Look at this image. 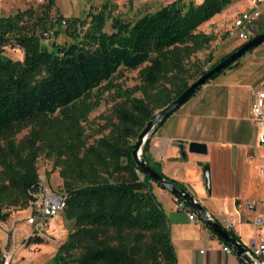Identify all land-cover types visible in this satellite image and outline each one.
Here are the masks:
<instances>
[{
	"label": "trees",
	"instance_id": "obj_1",
	"mask_svg": "<svg viewBox=\"0 0 264 264\" xmlns=\"http://www.w3.org/2000/svg\"><path fill=\"white\" fill-rule=\"evenodd\" d=\"M229 2L173 0L134 20L98 11L89 15L86 27L85 17L64 18L65 28L77 33L69 34L71 41L49 47L26 32V10L0 16V222L8 215L5 208L30 200L29 192L37 187L35 160L49 149L56 154L54 166L67 189L63 215L73 222L55 251V264H174L165 215L151 192V180L131 158L132 141L153 110L187 86L185 60L211 39L195 32L196 27L219 15ZM106 19L109 32L103 30ZM9 35L22 50L21 60L2 54ZM119 66L138 68L133 90L141 97L117 89L124 99L113 109L116 123L85 144L80 122L99 102L88 100V93ZM26 127L27 133L15 141V134ZM148 139L140 153L145 163L182 187L148 158ZM28 241L41 239L32 236Z\"/></svg>",
	"mask_w": 264,
	"mask_h": 264
},
{
	"label": "rangeland",
	"instance_id": "obj_2",
	"mask_svg": "<svg viewBox=\"0 0 264 264\" xmlns=\"http://www.w3.org/2000/svg\"><path fill=\"white\" fill-rule=\"evenodd\" d=\"M49 1L0 0V16H7L16 11L26 10V14L23 17L26 32L35 34L41 44L49 47L52 42L58 44L69 42L72 39L69 34L77 33L72 30V27L65 28L59 23L58 17L61 16L60 14L81 18L85 10V4L96 0H51L52 3L48 7ZM160 3H154L153 7L159 6ZM245 3H247L245 7L249 9L251 7L249 0H241V2L230 0L229 5L223 8V12L219 14V17L209 20L205 24L201 23L196 27L195 32L209 35L211 39L185 60L186 72L184 77L187 79V83L197 78L198 73L204 70V66L208 67L242 43L240 40L227 38L226 29L232 21L234 12L241 9ZM147 5L146 2L142 3L139 0H133L131 6L134 8V13L128 17L134 20L142 13L150 12L151 7ZM14 6L16 7L12 12L11 10ZM124 7L125 5L123 4L115 6L110 4V17L124 13L126 11ZM257 8L260 9V16L258 17V26L255 25L252 29L253 34H257L264 29V3L258 4ZM103 30L106 32L110 31V19L105 20ZM44 32L46 33L45 36L43 35ZM2 49L4 56L12 60L22 59V50L13 43L11 35L5 40ZM235 62L234 65L225 68L213 79L217 82L225 84L231 82L233 83L232 85H235L229 87V91L224 87L222 88L220 107L223 114L230 113L235 117L238 116L241 120L238 122V131L235 137H232L231 133L223 127L225 132L222 140H240L246 142V146L222 148L229 151L219 155L217 176L219 185H223L232 178V182L237 188L247 172V157H261L264 159V154H261L264 152V148L257 142V133L260 130L255 127L249 112L251 102L249 87L239 85L249 83V79L257 75V81L255 83L252 82L254 85L250 86L256 88L264 87V41L244 52ZM137 70L138 68L126 69L119 66L107 82H101L98 87L93 88L88 93V100L92 101L98 98L99 102L97 106L87 113L85 119L80 122L82 138L85 144L90 143L100 135L106 134L111 124L116 123L113 109L118 107L124 99L123 96H119L116 93L117 89L125 90L133 97H141L138 91L133 90V87L138 84ZM242 75H246V79H242ZM159 109H154L153 113H156ZM227 119L223 122L225 126L229 123ZM27 130L28 128L26 127L15 134V141L25 135ZM261 131L264 133V128ZM134 141L135 139L132 144ZM55 159L56 154L49 149L43 150L37 156L35 160L36 188L50 192H62L67 195V189L62 185L61 178L58 175L59 167L54 166ZM205 164L209 168V163L205 162ZM151 182L156 185L153 181ZM29 202L30 200L26 204L9 206L4 209L8 212V215L4 221L0 222V259L3 255H7L10 257L12 264H55V251L58 245L66 239L67 234L73 230V222L66 219L62 211L54 218L48 220L47 227L39 237L41 239L40 243H29L28 238L31 236L28 235V237L27 234H30L32 228L26 225L22 218L27 213L26 208ZM73 254L76 256L78 251Z\"/></svg>",
	"mask_w": 264,
	"mask_h": 264
},
{
	"label": "crops",
	"instance_id": "obj_3",
	"mask_svg": "<svg viewBox=\"0 0 264 264\" xmlns=\"http://www.w3.org/2000/svg\"><path fill=\"white\" fill-rule=\"evenodd\" d=\"M171 1L173 0H147L146 3L148 7H151L150 12H152ZM236 1L241 2V0ZM131 2L133 0H123L121 3H116L114 0H96L92 3H86L81 18L85 17L89 9L93 7H98L99 11L110 14V4L113 6L118 4L125 5L126 11L120 13V16H130V14L134 13ZM157 2L161 3L154 8L153 4ZM229 3L225 6L229 5ZM263 3L264 0L259 5ZM246 4L241 9L236 10L232 17L246 9ZM15 7L12 8V12ZM258 10L259 17L260 9L258 8ZM221 12H223V9L219 13ZM58 13L60 14L59 11ZM60 15L59 17L62 18L76 17ZM216 17H219V15L214 18ZM258 17L253 27L255 25L258 26ZM204 67V69L207 68L206 66ZM213 78L200 85L160 125L150 131L148 134L147 156L150 160L159 163L160 171L163 175L181 184L209 216L213 218L225 217L230 220L233 224V229L230 233L242 245L249 246L264 238V223L259 226L256 225L253 219L258 216L259 209H246L241 204V201L264 199V159L261 157H247V172L237 188L234 186L232 178L223 185L218 184L219 155L224 152L228 153L229 150H224L227 147H245L246 142L233 139L222 140L225 128L231 133L232 137L236 136L237 125L241 118L235 117L230 113L223 114L220 107L222 88L224 87L229 91V87L235 85H232L233 83L231 82L226 84L217 82ZM241 78L246 79V75H242ZM257 79L256 75V77L253 76L249 79V83L239 84L242 87H249L251 98L252 90L256 89V87L250 85H254L253 83ZM226 118H228L229 123L225 126L223 122ZM179 142L185 143V145L189 142L203 143L206 147V152L204 154L186 152V158L181 159L180 151L176 146ZM261 154H264V152ZM205 162L209 163L210 168V170L208 168L210 172L209 192L204 187L201 173V167ZM150 188L166 218L170 243L175 257L174 264H238L241 261L233 253L222 252L220 245L222 240L202 222L188 220L187 210L176 208V199L171 193L153 183H151Z\"/></svg>",
	"mask_w": 264,
	"mask_h": 264
},
{
	"label": "built area",
	"instance_id": "obj_4",
	"mask_svg": "<svg viewBox=\"0 0 264 264\" xmlns=\"http://www.w3.org/2000/svg\"><path fill=\"white\" fill-rule=\"evenodd\" d=\"M123 0H114L116 3H121ZM140 2H146L147 0H139ZM201 1V0H195ZM262 0H249L250 8L244 9L237 13L232 18V21L226 29V35L230 38L241 40L242 42L250 39L254 36L252 29L254 22L259 15L257 5ZM99 11L98 7L90 8L85 15L84 27L88 25L89 15ZM59 23L66 27L67 20L64 18L58 19ZM45 36L46 33L44 32ZM250 115L255 127L260 130L257 133V142L264 148V133L261 131L264 128V88L258 87L252 90V98L250 102ZM262 171V169H260ZM31 199L28 207L26 208L27 213L24 215L23 222L28 225L31 229L30 235L40 237L42 231L47 227L49 219L54 218L56 215L61 213L65 207L67 195L62 192H50L47 190L36 188L29 192ZM176 199V198H175ZM241 204L246 209H259V214L253 219L256 225L264 223V199L249 201L242 200ZM176 208L186 209L187 218L190 221L201 220L196 214L189 209L182 201L176 199ZM224 231L230 233L233 229V224L230 220L225 217L213 218L210 216ZM29 237V236H28ZM221 251L224 253H232L231 248L223 241H220ZM245 247V254L248 255L252 264H264V238L260 239L257 243H253ZM241 260V259H240ZM0 264H12L11 259L7 255H3L0 259ZM238 264H245L242 260Z\"/></svg>",
	"mask_w": 264,
	"mask_h": 264
},
{
	"label": "water",
	"instance_id": "obj_5",
	"mask_svg": "<svg viewBox=\"0 0 264 264\" xmlns=\"http://www.w3.org/2000/svg\"><path fill=\"white\" fill-rule=\"evenodd\" d=\"M264 41V31H261L250 39L242 42L233 50L225 54L221 59L215 62L210 68L204 71L201 75L195 78L193 81L187 84L184 90L178 94L168 104L160 108L156 113H153L151 117L146 121L142 129L138 132L135 141L131 147V158L137 167V169L151 181L158 184L161 188L171 193L176 199L182 201L189 209H191L201 222L219 239L225 242L230 248L231 252L245 264H252L248 255L245 254V247L236 238L232 237L229 233L224 231L210 216L205 212L203 207L194 200V198L182 187L175 186L172 182L164 179L161 175L151 169L141 157V146L153 129L157 121L173 113L184 101H186L194 91L203 84L213 73L223 69L228 64L238 59L244 52L252 49L260 42ZM177 148L180 151V158H186V152L204 154L206 147L203 143L189 142L177 143ZM186 147V148H185ZM202 178L204 187L209 192V170L208 165L203 164L201 167Z\"/></svg>",
	"mask_w": 264,
	"mask_h": 264
}]
</instances>
